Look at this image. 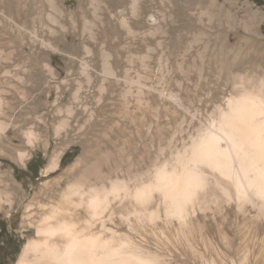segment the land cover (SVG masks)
<instances>
[{
    "label": "rangeland",
    "instance_id": "1",
    "mask_svg": "<svg viewBox=\"0 0 264 264\" xmlns=\"http://www.w3.org/2000/svg\"><path fill=\"white\" fill-rule=\"evenodd\" d=\"M247 91L264 97V5L252 0H0V264L18 263L42 207L86 167L148 179ZM208 199L189 226L132 217L145 227L120 233L167 263L264 264L258 211L226 215Z\"/></svg>",
    "mask_w": 264,
    "mask_h": 264
},
{
    "label": "bare ground",
    "instance_id": "2",
    "mask_svg": "<svg viewBox=\"0 0 264 264\" xmlns=\"http://www.w3.org/2000/svg\"><path fill=\"white\" fill-rule=\"evenodd\" d=\"M217 111L176 164L156 166L148 179L144 173L113 179L97 162L86 167L57 205L42 207L34 221L37 239L26 244L17 264H172L120 231L145 227L132 217L157 227L153 221L189 226L197 210L207 216L209 196L218 208L227 203L226 215L233 206L245 215L250 206L264 218V97L247 91ZM57 160L47 171L58 167ZM150 206L157 210L147 211ZM199 256L194 261L214 262Z\"/></svg>",
    "mask_w": 264,
    "mask_h": 264
},
{
    "label": "trees",
    "instance_id": "3",
    "mask_svg": "<svg viewBox=\"0 0 264 264\" xmlns=\"http://www.w3.org/2000/svg\"><path fill=\"white\" fill-rule=\"evenodd\" d=\"M252 1L259 6L264 5V0H252ZM75 157H76V153L73 154L72 156H70V154H66L61 161V166L66 167ZM0 229L3 231V228Z\"/></svg>",
    "mask_w": 264,
    "mask_h": 264
}]
</instances>
